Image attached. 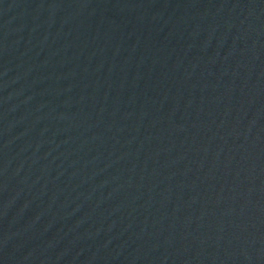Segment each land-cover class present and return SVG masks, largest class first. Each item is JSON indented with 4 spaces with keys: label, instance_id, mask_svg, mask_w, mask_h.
Returning a JSON list of instances; mask_svg holds the SVG:
<instances>
[{
    "label": "water",
    "instance_id": "1",
    "mask_svg": "<svg viewBox=\"0 0 264 264\" xmlns=\"http://www.w3.org/2000/svg\"><path fill=\"white\" fill-rule=\"evenodd\" d=\"M0 264H264V0H0Z\"/></svg>",
    "mask_w": 264,
    "mask_h": 264
}]
</instances>
